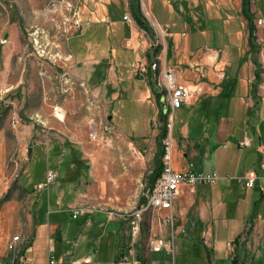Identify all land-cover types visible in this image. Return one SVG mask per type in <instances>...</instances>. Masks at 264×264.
<instances>
[{"label": "crops", "instance_id": "crops-1", "mask_svg": "<svg viewBox=\"0 0 264 264\" xmlns=\"http://www.w3.org/2000/svg\"><path fill=\"white\" fill-rule=\"evenodd\" d=\"M143 2L159 26L161 68H171L179 83L198 89L188 104L171 114V166L177 171L215 172L219 178L212 185L179 188L171 208L159 211L172 219L157 239L169 242L170 252L149 251L144 258L125 216L88 208L79 218L71 217L78 184L87 180L90 169L82 158H74L73 143L35 141L23 173L28 176L32 164L41 163L43 181L26 177L21 186L31 192L45 182L47 171L57 175L42 190L36 189L28 213H20L15 200L4 203L0 260L8 255V240L20 234L22 239L31 237L24 253L27 264H49L50 257L58 264H130L119 261L125 255L137 256L142 264H176L175 246L185 243L191 249L183 251L180 264H264V177L259 167L264 159V0H250L253 47L243 0ZM80 5L81 33L66 43L73 73L100 96L113 128L134 141L154 142L166 117L159 116L156 126L150 124L156 114L153 83L136 76V68L151 60L153 31L144 33L137 23L122 19L129 15L135 20L129 0H80ZM153 8L161 20L152 14ZM219 111L224 114L217 116ZM148 135L150 139L144 138ZM5 138L0 133V196L5 191ZM244 139L248 145L241 146ZM250 171L258 178L253 187H246L244 176Z\"/></svg>", "mask_w": 264, "mask_h": 264}, {"label": "rangeland", "instance_id": "rangeland-1", "mask_svg": "<svg viewBox=\"0 0 264 264\" xmlns=\"http://www.w3.org/2000/svg\"><path fill=\"white\" fill-rule=\"evenodd\" d=\"M69 1L76 8L81 7L80 0H43L41 4H38L37 0H0V133L6 137L3 159L5 191L0 200L8 196L9 202L15 200L19 204L20 213H28L33 193L44 188L36 186L28 192L20 184L22 178L26 177H29L31 182L43 181V174L39 172L43 167L41 163L32 164L28 176L23 173L31 160V145L35 144V141L51 143V140H69L76 148V151H73L74 158H82L90 168L89 171L85 169L86 173L89 172V177L85 175L87 180L78 184L81 188L77 187V206L73 209L86 205V212L88 208L111 211L125 216L129 222L128 219L133 218L132 215H135L146 201L145 196L151 186L148 180L158 164L159 151L162 148L164 150L167 141L172 144L169 134L173 127L168 128L166 121L170 118L173 121V118L172 115H162V103L158 101L154 90L153 103L156 114L150 124L156 126L159 116L166 117L163 124L166 134L162 142L158 141L162 130L157 135L155 131V141L148 143L134 141L126 133L109 124L110 119L108 113L103 110L100 96L96 95L97 93L92 94V91L86 88L76 73H73V63H69L71 58L67 56L66 43L73 34L81 33L83 24L81 19L79 28L66 30L67 27H72L71 13L65 5ZM137 3L140 17L147 22L149 28L151 27V31L155 29L153 40L159 42V36L156 37V21L151 14L144 18L139 0ZM78 11L80 12V8ZM151 11L158 18L156 9ZM134 21L131 23H136ZM195 49L201 51V48ZM159 50L160 48L154 49V52ZM168 63L171 61L168 60ZM138 67L136 76L141 78L138 75ZM147 82L150 84L152 81ZM231 105L235 107L234 100ZM56 114L62 117L60 127L56 125L60 119ZM223 114L224 111H219L216 115ZM144 138L150 139L151 136ZM232 144L233 142L229 141L227 146L232 147ZM8 200H3L0 209ZM139 215L140 233L135 239L132 238L145 258L150 254L149 242L165 234L162 226L169 227L165 224V218L169 214L158 211ZM190 249L191 245L188 243L182 246L176 244V264H180L183 251ZM125 256L128 260H123ZM125 256L119 261L132 264L131 258L138 259L134 255Z\"/></svg>", "mask_w": 264, "mask_h": 264}, {"label": "built area", "instance_id": "built-area-1", "mask_svg": "<svg viewBox=\"0 0 264 264\" xmlns=\"http://www.w3.org/2000/svg\"><path fill=\"white\" fill-rule=\"evenodd\" d=\"M140 8L143 12V17L148 18L149 10L143 3V0H139ZM55 5V3H53ZM68 7V11L71 13L70 21L72 27H67L66 30L69 31L73 27L79 28L82 24L81 15L78 11V8L71 2L65 3ZM124 21L131 23L133 22L129 15H124L122 18ZM257 24H262V20L258 19ZM154 26V25H153ZM159 28V26L157 25ZM140 28V27H139ZM151 28V27H150ZM155 28V27H154ZM157 28V29H158ZM142 29V28H141ZM143 30V29H142ZM155 31V29H153ZM144 33H146L143 30ZM263 60H264V42L261 43ZM149 47L153 49V54L151 55V60L147 66H139L137 71L138 75L149 81L151 80L154 85V90L158 101L162 103L161 113L164 116H171V112L180 109L181 106L186 105L190 102L193 96L197 93L198 89L191 90L189 87L178 82L174 71L171 68H165L161 70V65L159 63V55L163 48H161L160 43L157 40L150 42ZM160 48L159 52H154V49ZM264 65V61H263ZM167 127L172 128L173 123L171 118L166 121ZM92 135H95V133ZM241 146L248 145V140L244 139L240 144ZM170 141L164 144V155L162 158V171L159 177L154 181L153 187L148 191L146 201L142 204L138 212L133 216V218L128 219L129 230L131 231L132 237L135 239L136 236L140 233L139 225L141 222V216L144 212H158L162 210H169L171 208L174 197L181 186H195L199 184H208L212 185L219 178L215 172L205 173L203 171H196L194 169H186L183 171H177L171 166V154H170ZM259 167L264 177V159H261L259 162ZM47 176L44 184L37 185L38 188L46 186L48 183L52 182L56 177V172L53 170L47 171ZM258 176L255 171H250L244 176V183L246 187H253L256 184ZM87 208L85 206H80L78 208L72 209L71 217L74 219L79 218V216L86 214ZM165 222L172 224V219L170 217L165 218ZM31 242V237L22 239L21 235L12 236L6 243V249L8 255L4 260H0V264H27L25 257V250ZM149 251H161L166 250L170 252L171 244L169 242H161L158 240L149 242ZM134 257V256H132ZM128 260L125 256L123 260ZM132 264H141V261L138 259L131 258ZM49 264H58L57 260L53 257H50Z\"/></svg>", "mask_w": 264, "mask_h": 264}, {"label": "trees", "instance_id": "trees-1", "mask_svg": "<svg viewBox=\"0 0 264 264\" xmlns=\"http://www.w3.org/2000/svg\"><path fill=\"white\" fill-rule=\"evenodd\" d=\"M130 4H131V10H132V17L133 19H135L137 25L142 28L146 33H148L150 31L149 25H147V22L140 17V14L138 13V3L137 0H129ZM139 14V15H138ZM242 15H244V17L247 19L248 22V30H249V44L253 47V41L255 39V30L253 29V25H252V18L253 15L250 13V0H243V7H242ZM258 106H256L253 109L248 110V116L252 117L253 114L255 113V111H257ZM165 128V127H164ZM162 129V133H160L159 137H158V141L162 142V138L165 137L166 131L165 129ZM164 150L163 148L159 151V155H158V164L156 167H154L153 172L151 173V177L149 178L148 182L149 184H151L150 188L151 189L153 187V183L154 181L159 177L161 171H162V161H161V157H163ZM8 196H4L2 197V199L0 200V206L1 203L3 202V200H8L7 199Z\"/></svg>", "mask_w": 264, "mask_h": 264}, {"label": "bare ground", "instance_id": "bare-ground-1", "mask_svg": "<svg viewBox=\"0 0 264 264\" xmlns=\"http://www.w3.org/2000/svg\"><path fill=\"white\" fill-rule=\"evenodd\" d=\"M56 115L60 116L59 114H56Z\"/></svg>", "mask_w": 264, "mask_h": 264}]
</instances>
